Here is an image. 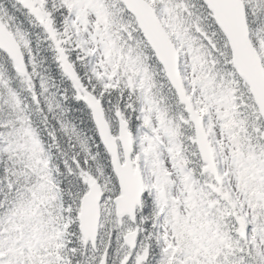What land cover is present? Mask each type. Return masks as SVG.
Listing matches in <instances>:
<instances>
[{"label": "snow or ice", "instance_id": "1", "mask_svg": "<svg viewBox=\"0 0 264 264\" xmlns=\"http://www.w3.org/2000/svg\"><path fill=\"white\" fill-rule=\"evenodd\" d=\"M0 264H264V0H0Z\"/></svg>", "mask_w": 264, "mask_h": 264}]
</instances>
